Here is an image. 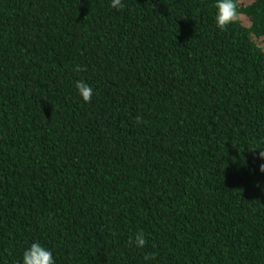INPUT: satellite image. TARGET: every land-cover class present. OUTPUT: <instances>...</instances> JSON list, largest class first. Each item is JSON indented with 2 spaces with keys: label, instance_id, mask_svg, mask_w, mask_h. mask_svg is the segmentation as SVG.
I'll return each instance as SVG.
<instances>
[{
  "label": "trees",
  "instance_id": "16d2710c",
  "mask_svg": "<svg viewBox=\"0 0 264 264\" xmlns=\"http://www.w3.org/2000/svg\"><path fill=\"white\" fill-rule=\"evenodd\" d=\"M121 3L0 0V264H264V0Z\"/></svg>",
  "mask_w": 264,
  "mask_h": 264
},
{
  "label": "clouds",
  "instance_id": "9594fccd",
  "mask_svg": "<svg viewBox=\"0 0 264 264\" xmlns=\"http://www.w3.org/2000/svg\"><path fill=\"white\" fill-rule=\"evenodd\" d=\"M110 3L113 8L123 6L121 0H110ZM239 15L236 0H215L214 21L218 28L223 29L229 24L236 22ZM74 86L77 94L85 102L89 101L94 94L92 85L84 79L75 80ZM257 155L261 160H264V150H260ZM259 168L261 172H264V163H261ZM129 239L137 247L145 244V237L142 231H138L134 239L132 237ZM16 264H55V260L49 248L39 241L33 240L23 249L21 258L16 261Z\"/></svg>",
  "mask_w": 264,
  "mask_h": 264
},
{
  "label": "rangeland",
  "instance_id": "374dc122",
  "mask_svg": "<svg viewBox=\"0 0 264 264\" xmlns=\"http://www.w3.org/2000/svg\"><path fill=\"white\" fill-rule=\"evenodd\" d=\"M246 1H250V0H246Z\"/></svg>",
  "mask_w": 264,
  "mask_h": 264
}]
</instances>
